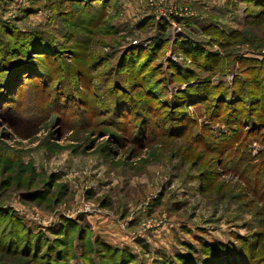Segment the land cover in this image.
Returning <instances> with one entry per match:
<instances>
[{
  "label": "rangeland",
  "instance_id": "374dc122",
  "mask_svg": "<svg viewBox=\"0 0 264 264\" xmlns=\"http://www.w3.org/2000/svg\"><path fill=\"white\" fill-rule=\"evenodd\" d=\"M258 1L0 0V264H264V190L211 140L237 110L260 163Z\"/></svg>",
  "mask_w": 264,
  "mask_h": 264
},
{
  "label": "trees",
  "instance_id": "16d2710c",
  "mask_svg": "<svg viewBox=\"0 0 264 264\" xmlns=\"http://www.w3.org/2000/svg\"><path fill=\"white\" fill-rule=\"evenodd\" d=\"M247 1H249V3H253L252 6L255 5L254 10L249 12V14L247 15L248 16L247 21H253L255 18H257L256 16H259V15H257L256 11L258 10V7L260 5H262V3H261V1H258V0H247ZM81 12H83V11L80 10L78 13H81ZM210 27H212L210 24L203 23L202 29L204 31H208L211 29ZM162 29L166 30L167 26L164 25ZM36 35H37L36 32L23 33V35L21 36L22 39L19 38L20 41L22 40V41L27 42V44H25L26 46H24L25 47L24 50L26 52L29 53L31 51L30 48H31L32 44L30 43V40L32 39L31 41H33V38ZM45 38H47L46 40H50L46 36H45ZM231 41H230V43H231ZM225 42L227 44L229 42V40L227 39ZM178 48L183 53H187L191 57H195V58H197L199 56V54H201V51H202V49H200V47L196 46L195 44H193L192 42H190L187 39H183V40L179 41L178 42ZM33 49L37 50V51H41L42 53L45 54L44 56H47L48 52H47V49L44 47V45L42 47H40V46H38L37 48L34 47ZM17 50H18V47H16V46L13 47V49L10 52L11 53L10 55L14 56V54L17 52ZM12 52H14V53L12 54ZM38 53H40V52H38ZM3 66H6V69L10 70V72H11V74L7 78V82H11L13 80V78H15L16 75L22 73V71L25 72L24 75H26L29 78V81L31 80L30 81L31 84H33V82L35 80H38L37 79L38 73H36L37 72L36 68H33L32 60H31V58L27 57V54L24 55L23 58L14 59V60L9 59L6 61V63ZM259 66H260V68L255 70L256 72L253 71L254 74H258V76H259L258 80L255 82L256 86H254L257 90L244 93V95H247V97H248V99L246 100L247 103L252 102V100H253L252 97H255V95L257 97H259L258 95L261 93V91L264 90V63L260 64ZM15 69H16V71H15ZM14 72H16V73L14 74ZM34 76H36V77H34ZM17 77H16V79H17ZM23 78H24V76H23ZM235 83L239 84V82H237V81ZM10 88L12 89L11 86H10ZM235 88H237V89H235ZM230 91H231V95H230L229 99L227 98V101L229 100L230 102L243 103L244 97H243V94L241 92H239V86L233 87ZM263 95H264V93H263ZM257 102H259V106L261 107V109L263 111L264 110V96H263V98H259L257 100ZM261 105H263V106H261ZM235 106H237V105H235ZM259 106H258L257 110H260ZM249 107H250V105H249ZM253 108H255V107H252V108L250 107L249 108L250 111L253 110ZM238 112L239 111L236 110V112H234L233 115H230L228 117V119L223 118V120H222L224 125L226 127L230 128L229 133H227L225 136L214 137L215 139L212 138L211 140H212V143H218V146L215 145L214 149L219 155H223L222 157L224 159L222 158L221 164L225 165L226 169H229V170L235 169V172H232V174L243 179L247 183V186L258 188L259 191L264 190V149L259 151L260 153L256 154L254 157V159H257V161H259L260 163H250L251 159L248 162L244 161L243 157L244 158H246V157L244 156L243 152L247 155V158L250 157V155H248V153H250V152H248L246 150V146L245 147L241 146L240 138H241L242 134L244 133V130L240 129L239 125H243V123H245L246 121L244 122L242 120L243 116L240 115ZM263 113H264V111H263ZM256 122L257 121L255 120V124H256ZM251 123L253 124V122H251ZM230 126H232V127H230ZM253 127H255V125ZM256 130H258V128ZM230 149H232V150H230ZM224 160H227V161H224ZM226 169H224V170H225V172L228 173V170H226ZM252 169H257V170L250 172V170H252ZM248 174H252L253 176L248 177Z\"/></svg>",
  "mask_w": 264,
  "mask_h": 264
}]
</instances>
